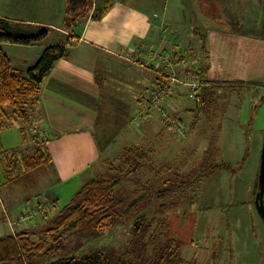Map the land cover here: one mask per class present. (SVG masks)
Instances as JSON below:
<instances>
[{
    "label": "rangeland",
    "instance_id": "obj_1",
    "mask_svg": "<svg viewBox=\"0 0 264 264\" xmlns=\"http://www.w3.org/2000/svg\"><path fill=\"white\" fill-rule=\"evenodd\" d=\"M12 1L0 0V8L15 18L30 14L34 9L32 6L38 7L41 3L39 0H23L24 7L20 9L12 5ZM151 1L156 5L155 9L163 10L169 26L163 24L164 35L173 40L177 37L180 46L177 49L186 56L184 66L188 67V72L175 76L177 80L171 85L168 80L172 71H165L164 81L153 90H164V98L159 104L165 115L152 116L163 120L172 132L166 129L160 139L147 137L143 144L152 141L155 144V152L150 157L153 160L140 171L127 175L129 167L121 161L120 152L131 144L125 137L130 127L140 125L146 118L134 121L139 108L136 100L149 95L148 86L153 75L144 69L141 73H134L139 82L134 81L133 89H123L124 92L127 90L126 96L119 93L109 96L107 93L101 106L103 127L96 129L103 150L99 165L103 173L121 177L117 191L124 194L126 209L111 227L98 231L72 229L66 233L64 242L72 252L93 249L127 252L135 220L147 214L151 220L155 218L153 225L158 233L168 230L183 242L181 252L187 260L197 264H264V219L255 203L264 142V77H260L264 70V40L255 36L253 31L249 34L245 31L252 9L249 0ZM16 4L20 6L21 1ZM140 4L152 10L151 4ZM263 16L264 7H261L258 17ZM153 18L158 17L153 15ZM19 23L16 21L14 25L25 26ZM203 45L206 49L201 47ZM169 55L171 63L174 56ZM207 56L213 59L212 63L214 61L208 74L210 83L201 79L205 77L198 74V69L196 79L199 85L193 91L190 86L194 78L192 70ZM104 75L100 72L103 86L113 84ZM172 90L177 91V100L173 98ZM200 99H203L202 109L199 108ZM146 103L150 105L149 100L143 104ZM189 107H194L193 117H200L194 128L193 118L186 119ZM178 110L186 118L173 116ZM176 120L182 122L181 133L172 129ZM42 134L23 120L0 131L2 200L10 207L12 205L11 209L23 212L18 218L28 219L25 230L34 226L36 232L47 225L48 216H43L45 210L54 217L70 202L84 181L80 179L63 186L56 182L52 167L46 163L34 169L26 168V160L35 154L37 148H44L46 141ZM110 137L113 141L111 154L107 151ZM99 165L95 169H99ZM206 165L208 170L210 166L214 167L199 189L194 186L183 188L182 194L171 198L174 204L168 203L166 208L147 204L150 184L162 188L165 181L177 174H200ZM54 202L57 210L50 211L48 208ZM38 204L45 208L43 212L36 213ZM15 224L11 226L2 221L0 236L12 233V229L20 232L21 228ZM36 261L38 264L43 262L41 259Z\"/></svg>",
    "mask_w": 264,
    "mask_h": 264
},
{
    "label": "crops",
    "instance_id": "obj_2",
    "mask_svg": "<svg viewBox=\"0 0 264 264\" xmlns=\"http://www.w3.org/2000/svg\"><path fill=\"white\" fill-rule=\"evenodd\" d=\"M16 1H21V5H17ZM39 1H41L40 5L32 6L34 9H31L28 15L24 14L15 18L6 15L0 8V17L10 19L15 31L38 33L41 29H47L48 36L36 44L0 42V47L10 55L17 68L26 71L35 64L47 46L67 44L66 55L55 63L42 84L40 96L29 105L27 124H31L36 131L43 132L42 136L46 141L44 148L51 157V161L47 164L52 167L56 182L65 186L81 179V181L84 180L81 188L94 175L102 173L100 165L103 150L97 138L96 129L103 127L101 116L103 98L107 93L109 96L117 93L125 95L127 90L133 89L132 84L135 80L139 82V79L134 77V73H141L144 69L152 73L153 78L148 86L149 95L136 100V104L138 103L140 107L149 100L157 84L164 80V77L158 74L159 72L164 74L165 71H172L171 75L176 77L184 75V71L188 72V67L184 66L186 56L177 49L180 47L177 37L173 40L164 35L163 24L167 25L164 20L165 14L163 10L155 9L156 5H152L151 0H115L101 19L89 16L77 20L72 29L65 27V0ZM139 1L147 3L148 6L151 4L152 10L141 6ZM249 4L252 9L245 31L248 34L253 31L255 36L264 40V16L258 17L260 8L264 7V0H249ZM12 5L21 9L24 7V1L14 0ZM255 11L256 18H254ZM153 15L158 18L154 19ZM16 21L25 26H15ZM201 47L206 49L205 45ZM151 50H160L168 55L171 53L174 60L159 68L154 65L143 67L132 60L137 58V54L141 52L148 54ZM212 60L210 56L209 58L207 56L201 64L196 65L198 69H204L206 84L209 82L208 74L214 63ZM100 72H103L105 78L113 84L110 83L108 87L103 86ZM260 73V77H264V70ZM123 89L127 90L124 92ZM176 92L172 90L175 99ZM186 111L187 118L179 110L173 116L179 115L189 120L193 118L191 123H194L196 119V116L193 117L194 107H189ZM164 124L163 120L156 119L152 114L147 115L140 125L130 127L125 137H128L131 144L125 146L123 151L132 147L150 149L151 157V154L155 152L154 142L148 145L143 142L147 141V137L160 139V135L162 136L166 129L171 130L167 124ZM112 143L111 137L108 138L107 151L110 154L113 150ZM97 164H100L99 169L97 167L98 170L95 169ZM0 197V208L6 215L4 221L9 222L11 226L16 223L15 225H18L21 231L25 230L27 227L24 224L28 219L19 220L23 212L11 209L12 205L10 207L5 200H2L1 194ZM48 209L56 211L57 204L54 202ZM12 231L17 233L14 229Z\"/></svg>",
    "mask_w": 264,
    "mask_h": 264
},
{
    "label": "trees",
    "instance_id": "obj_3",
    "mask_svg": "<svg viewBox=\"0 0 264 264\" xmlns=\"http://www.w3.org/2000/svg\"><path fill=\"white\" fill-rule=\"evenodd\" d=\"M114 2L115 0H65V27L72 29L77 20L89 16L101 19ZM47 36V29L38 33L15 31L10 19L0 17V42L31 45L42 42ZM66 53V43L49 45L35 64L23 71L13 64L10 55L0 47V131L15 121H28L29 105L38 99L44 80L55 63ZM199 70L201 77H204V69ZM202 102L203 99H200V109L203 108ZM199 119L197 115L192 128ZM50 161L49 153L40 147L26 160L25 165L27 169H34ZM121 161L129 167L127 175L134 174L152 161L150 149L126 148L121 153ZM207 165L200 174H177L165 181L162 188L150 184L147 204L166 208L168 203L174 204L171 198L182 194L180 191L183 188L194 186L199 189L214 167L210 166L211 169L208 170ZM120 179V176L102 172L84 184L54 217L45 210L43 216H48V220L41 231L36 232L34 227H30L29 230L0 236V264H38L37 259H41L42 264H197L182 256L183 242L168 230L158 233L153 225L155 218L151 220L147 214H142L135 220L127 252L102 249L72 252L68 249L64 241L66 233L72 229H106L122 216V211L126 209V198L117 191ZM40 207L45 209L41 205ZM4 220L6 215L0 208V222ZM37 237L40 238L39 241L35 240Z\"/></svg>",
    "mask_w": 264,
    "mask_h": 264
},
{
    "label": "built area",
    "instance_id": "obj_4",
    "mask_svg": "<svg viewBox=\"0 0 264 264\" xmlns=\"http://www.w3.org/2000/svg\"><path fill=\"white\" fill-rule=\"evenodd\" d=\"M134 62L142 65L143 67H149L151 65H154L156 68H159L161 65H167V64H170V55L166 54V53H163L162 51L160 50H151L148 52V54L146 53H139L137 54V58L135 59H132ZM192 72L194 73L193 74V79L191 80L192 82H190V86L192 87L193 91H196L199 83L197 81V77H196V73L198 72V67H194ZM161 73V72H159ZM162 74V75H161ZM160 75L162 77L166 76L165 74L166 73H161ZM199 74V72H198ZM170 76V80H168V84L171 85V82L174 81V80H177V78L175 76ZM164 81V80H163ZM167 88V87H166ZM164 90L162 88H159L158 90L156 89L155 91H153L151 97L149 98V101H150V105H148V103L146 104H143L141 105L139 108H138V112L135 114L134 116V121H140L141 118H144L146 117L147 115L149 114H157V115H165V113H163V111L161 110L162 109V106L159 104V102L161 100H163L164 96ZM159 104V105H158ZM152 105H154L152 108H150ZM159 106V107H158ZM177 122H174V126L175 128L172 127V129L175 131V132H180L179 128L180 125H182V122L181 120H176ZM185 123L183 125V128L185 127ZM181 133V132H180ZM45 209L43 208H39L36 210V213H40V212H43Z\"/></svg>",
    "mask_w": 264,
    "mask_h": 264
},
{
    "label": "water",
    "instance_id": "obj_5",
    "mask_svg": "<svg viewBox=\"0 0 264 264\" xmlns=\"http://www.w3.org/2000/svg\"><path fill=\"white\" fill-rule=\"evenodd\" d=\"M255 203L259 214L264 219V142L259 171L258 191L256 194Z\"/></svg>",
    "mask_w": 264,
    "mask_h": 264
}]
</instances>
